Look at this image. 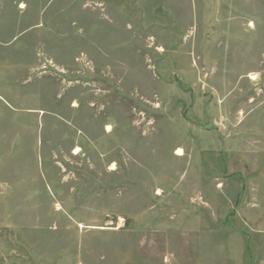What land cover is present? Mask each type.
<instances>
[{
  "label": "rangeland",
  "instance_id": "1",
  "mask_svg": "<svg viewBox=\"0 0 264 264\" xmlns=\"http://www.w3.org/2000/svg\"><path fill=\"white\" fill-rule=\"evenodd\" d=\"M0 264H264V0H0Z\"/></svg>",
  "mask_w": 264,
  "mask_h": 264
},
{
  "label": "bare ground",
  "instance_id": "2",
  "mask_svg": "<svg viewBox=\"0 0 264 264\" xmlns=\"http://www.w3.org/2000/svg\"><path fill=\"white\" fill-rule=\"evenodd\" d=\"M248 76H249V78L252 79V80L255 78V74H254V73H250V75H248ZM109 128H110V126L107 125V126H106V129L108 130ZM78 151H79V148L76 147V148L74 149L73 153H74V154H77ZM174 153H175L177 156H182L183 153H184V151H183V149H182L181 147H177V148H176V151H175Z\"/></svg>",
  "mask_w": 264,
  "mask_h": 264
}]
</instances>
